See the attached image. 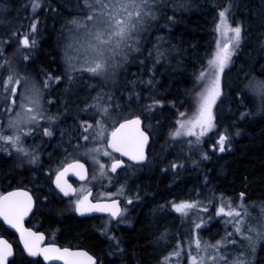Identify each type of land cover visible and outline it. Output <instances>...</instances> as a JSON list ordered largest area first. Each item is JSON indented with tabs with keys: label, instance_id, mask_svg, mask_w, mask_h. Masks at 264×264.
Returning a JSON list of instances; mask_svg holds the SVG:
<instances>
[{
	"label": "trees",
	"instance_id": "obj_1",
	"mask_svg": "<svg viewBox=\"0 0 264 264\" xmlns=\"http://www.w3.org/2000/svg\"><path fill=\"white\" fill-rule=\"evenodd\" d=\"M32 3L33 0H0V64L11 62L19 75L30 76L42 86L48 74L62 77L57 85L50 82L48 97L52 114L58 122L86 120L82 109L91 101L92 93L88 95L79 90V78L67 66L63 50L67 45L65 32L71 27L68 21L79 14L78 0H39L41 7L35 12ZM157 3L158 20L143 33L141 52L132 54L131 61L120 69L113 86L98 84L103 93L112 94L111 103L120 105L125 115L142 113L152 97L164 104L162 108L157 106L145 119V125L150 124L153 132L145 164H128L117 174L113 173L117 176L116 182L122 183L126 194L134 200L125 207V225L119 227L111 223V231L105 236L94 229L92 220L66 215L56 203L38 205L36 218L42 229L57 231L61 244L84 248L98 259V264H162L178 241L192 235L198 218L207 220L204 228L198 231L200 236L208 241L224 237L227 229L219 225V218L213 217L221 194L236 204L241 202L240 194L244 193V203L249 208L248 222L258 228L264 227L261 214V206H264V111L257 97L246 93L247 99L241 101L237 91L251 78L264 80V0H157ZM229 3L232 5L229 21L233 26L243 23L244 39L233 62L225 69L223 103L218 101L219 107L214 110L218 112V130L227 129L230 133L229 148L221 153L213 148L217 139L215 131L192 147L186 146L181 138L172 140L169 133L179 113L185 112L191 104L195 75L206 66L214 50L218 12ZM169 16L172 20L167 19ZM34 19L38 31L32 34L30 25ZM13 32L35 35L37 43L27 54L29 60H24L27 49L19 48V36H13ZM155 45L165 52L160 63H156ZM7 67L5 64L0 68V94L3 93L2 81L8 75ZM69 76L73 79L69 80ZM149 79L154 86L147 84ZM131 81H135L134 93H139V100L135 94L130 98ZM78 92L82 97H78ZM2 99L0 95V102ZM104 99L107 102V96ZM247 111L251 114L242 119L240 113ZM204 153L209 159L202 158ZM45 154L49 155L47 161L51 160L48 164L56 166L64 153L51 147ZM172 163L178 166L175 170ZM18 164L16 158L0 151V192L29 188L31 179L41 176L40 171L29 174ZM181 201L197 202L208 211L178 215L172 210V203ZM164 233H167L166 239H160ZM113 235L118 238L122 251L108 239ZM0 237L8 240L16 251L10 264H42L25 257L1 223ZM262 243L257 244L256 264H264ZM229 250L235 255L231 247Z\"/></svg>",
	"mask_w": 264,
	"mask_h": 264
},
{
	"label": "snow or ice",
	"instance_id": "obj_2",
	"mask_svg": "<svg viewBox=\"0 0 264 264\" xmlns=\"http://www.w3.org/2000/svg\"><path fill=\"white\" fill-rule=\"evenodd\" d=\"M39 0H33V12L40 8ZM78 15L73 17L68 23L72 26V30L82 37L81 52L77 50L76 63H73V57H69V67L73 71L88 73L90 77L99 78L103 84L108 81H115L117 70L124 67L132 59L133 53L141 52V41L143 33L148 31L153 22L158 20L157 11L159 4L157 0H78ZM232 5L229 3L219 12V21L216 24V32L218 37L216 47L207 59L206 66H202L198 75H195V83L193 85V94L191 98V115L187 112H180L179 118L176 120L175 128L169 133L172 140L180 137H194L195 140H188L189 147L194 144L199 145L202 138L210 132H216L217 139L213 145L214 150L223 153L228 150L230 145V133L227 129L219 131L216 124L218 119V101L223 103L222 97L223 85L222 78L226 75L225 69L233 62V56L236 55L244 39V26L242 22L232 26L229 23V15ZM55 11V9H53ZM172 20V17H167ZM38 31L37 21L34 19L30 25V33L35 34ZM13 36H19V48L27 49L35 47L37 41L35 35L19 34L13 32ZM159 39H163L162 37ZM10 42V41H5ZM156 63H160L165 58V52L161 50L159 45H155ZM152 55V52H149ZM24 60H29L27 54ZM144 63L143 60L140 61ZM8 65V75L2 81L3 96L0 107L5 112H14L15 116L8 121V129L10 134L0 133V151L6 152L9 156L13 152L18 154V167H23L25 163L36 165L39 162V156L35 149L29 151L23 146V137L31 135L36 127L43 128V135L51 137L53 135L52 126L57 119L56 116H45L43 105L41 103V89L35 85L26 87L23 92L19 91L21 83L28 84L26 76H20L17 70L11 66V62L5 61L0 64V68ZM78 65V66H77ZM59 81L60 76L53 77L48 74L43 81V87H50L52 80ZM69 80L73 77L69 76ZM133 92L139 100V93H134L135 81H131ZM143 83V81H141ZM149 86H154L153 80L147 81ZM199 87L200 90L196 91ZM241 101L247 99L246 93H251L259 99V106L264 111V80H256L251 78L244 88L237 89ZM107 96V102L104 97ZM17 98H19V110L16 108ZM152 102L143 107L142 113L130 112L125 115L120 105H113L111 101L113 96L110 92H98L92 97L91 103H86L82 111L89 113V119L94 120L88 123L83 120L80 124L82 134L79 139L85 142L94 141L101 147H88L81 145L79 142L75 145L78 150L81 147L84 151L81 155L91 158L93 164L98 166L99 174L104 176L107 171L117 173V169L121 168L124 161L113 153H118L120 157H127L128 160L142 163L147 157L145 153L146 147L153 135L151 125H145L147 115L154 113L157 106L163 107V101L152 97ZM51 103V101H49ZM173 107L176 105L173 104ZM250 111L241 112V118L250 115ZM48 120L50 123L45 126L41 125L40 120ZM111 122V123H109ZM159 123V121H158ZM239 135V131L236 133ZM67 151V150H66ZM71 159L65 157L64 161L58 165L55 170V178L52 183L59 193L63 196H75L73 201L74 211L85 216L90 213H107L111 220L122 222L125 219L127 209L120 207L119 201L112 199V194L108 195L106 202H93L90 199L92 193L90 190L74 188L68 182L66 177L71 172L80 180L87 178V169L79 157L73 153L68 154ZM108 157L111 160L110 169L108 164L101 162L100 156ZM207 160V153L202 155ZM181 167L183 165H180ZM172 169L178 166L171 164ZM51 174V170H50ZM95 178V176L93 177ZM124 194V187L115 194L117 196ZM244 193L240 194L241 202L235 204L234 201L228 200L225 206L224 197L221 194V204L216 210V216L223 215L229 218L226 223L232 225L233 230L227 231L226 235L214 244L202 241L199 234L195 231L201 228L204 223L201 219L200 223L194 222L191 239L188 241L189 248L195 244L196 254L191 251L188 253L189 264H256L255 255L257 244L264 242V227H256L248 222L249 208L244 203ZM48 200V197H45ZM37 199L27 187H17L11 191L0 192V220L19 234L20 243L24 252L29 257H43L46 262L59 261L61 264H98L97 258L91 255L87 250H72L69 247H58L54 244L42 246L44 234L24 226V219L33 211ZM128 203H132L128 199ZM211 203V201H209ZM197 203L181 201L180 203H172V210L182 216H188L189 210L196 208ZM200 210L207 212L206 206H201ZM261 214L264 215V206H261ZM211 220V216H209ZM259 223V221H258ZM109 231L106 223L102 229V234L107 235ZM252 233H255V239ZM167 233L161 235L160 239H166ZM239 237V239H237ZM109 240L115 243L118 250L120 242L117 237L109 236ZM235 255L230 254L228 246ZM264 247V243L261 244ZM211 250V251H209ZM14 255V248L6 239L0 238V264H10L9 257ZM179 258L181 256V243L178 241L176 249L165 257L162 264H167L171 257Z\"/></svg>",
	"mask_w": 264,
	"mask_h": 264
},
{
	"label": "rangeland",
	"instance_id": "obj_3",
	"mask_svg": "<svg viewBox=\"0 0 264 264\" xmlns=\"http://www.w3.org/2000/svg\"><path fill=\"white\" fill-rule=\"evenodd\" d=\"M229 23H230V21H229ZM64 39H65L64 42H66L67 45L64 44L65 46H63V50H64V54L66 56L67 66L69 67V63H68L69 57H73L74 59L72 60V62L76 63L75 58L78 55L77 50L79 49L81 52L83 51V48H82L83 41H82V37L78 36L72 30V26L70 28H68L67 31L65 32V38ZM217 39H221L223 41V37H218V34L216 32V41H217ZM215 47H216V42H215L214 49H215ZM33 49H34V47L27 48V51L25 54L30 53ZM120 69L117 70V75L120 72ZM70 70L76 74L77 78H79V79H77V82H78V85H80V89H79L80 91H82L83 93L88 94V95H90V93H92V97L96 96L98 92H102V90H100V88L98 87V84L102 85V81L99 78L90 77L88 73L81 74L80 72L73 71L71 68H70ZM20 76H26V75H20ZM26 77L28 78V84H25L22 82L21 85L19 86V91L23 92L26 87H30L32 85H35L37 88H40L41 94H42L41 103L43 105L45 116L46 117L47 116H54L52 114V109H51L52 104L49 103V101L51 99L48 97L49 91H50L52 86L46 88V89H48V90H46L42 85H40L39 83H36L32 77H30V76H26ZM59 81L52 80V83H54V85H57L59 83ZM116 81H117V76L115 78V81L110 80L108 83H110V85L113 86L116 83ZM199 90H200V88L197 87L196 91H199ZM78 97H82V94L79 92H78ZM83 98H84V95H83ZM91 102H92V98H91V101L89 103H91ZM19 103H20V100H19V98H17V104H16L17 110H19ZM54 105L56 106V104H54ZM0 110H1L0 111V133L10 134V130L8 129L7 125H8L9 119L14 117L15 113L14 112H11V113L5 112L3 109H0ZM185 112H187L189 115H191L190 105L186 107ZM83 115L88 121L92 120V119H89L90 112L85 113L83 111ZM81 122L82 121H79L78 123H73V122L70 123V122H67L66 120H64L62 122L61 121L58 122L56 119L55 124L52 126L53 135L51 137L44 136L43 135V128L37 126L36 130L33 131L31 135L23 137V146L26 147L29 151H32L33 149H35L36 153L39 156V162L36 165H30V164L25 163L22 168H25V170H27L29 172V174L35 170H38V171H40L41 175L46 176V177H51L53 174L55 175V170L57 169L58 165H60L64 161L65 157H68L70 160L71 157H69L68 154L73 153L79 157L81 162L86 163L88 165V167L90 168L89 183L90 184L103 183L106 189H105V191L102 192V197L107 199L108 195L112 194V198L119 199L121 202H123V204H124L123 209H125V207L127 205H129L128 199H131L132 202H134V200L128 194H126L124 185L122 183L116 182L117 176L116 175L114 176V174L111 173L110 170L107 171L104 176H101L99 174L98 166L93 164L91 158L88 156H85V155H81V153L84 151V148L81 147L78 150L75 148V145L78 142L81 145H87L88 147H93V146L101 147L100 144H98L94 141L85 142V141L79 139L80 135L82 134V129L80 128ZM39 123L41 125L47 126L50 122L45 119V120H40ZM93 124H94V122H93ZM174 128H175V126H174ZM174 128H173V130H174ZM180 138L183 141H186L185 144L188 147H189V145H188L187 141L188 140H193V141L195 140L194 137H186L185 136V137H180ZM51 147L54 150H58L59 152L64 153L63 156H61L59 162L55 163L56 166H52L51 164H48V162H51V160L47 161L49 158V155L45 154V150L47 149V151H49ZM1 152L4 155L9 156L6 152H4V151H1ZM11 156L16 158L18 160V162H20L17 153L13 152ZM99 159L101 160V162L108 164L109 169H110L111 160L108 157H104L101 155L99 157ZM50 170H51V174H50ZM94 176H95V178H93ZM121 185H123V187H124V194L117 196L115 194L121 188ZM227 201H228V199H224L225 206L227 204ZM194 203H197V202H194ZM239 203L240 202H237L236 204H239ZM220 204H221V200L219 201V203L216 205V207L214 209L213 217H214V219L219 218L220 219L219 225L223 226V229L226 228L227 231L230 232L233 230L232 225L229 223H226V221L229 218L224 217L223 215H221L219 217L216 216V210L220 206ZM194 211H196V212L201 211L199 203H197L196 208L189 210V213H192ZM126 213H125V217H126ZM202 213H205V212L202 211ZM176 214H178V213H176ZM178 215H180V214H178ZM200 221L201 220L198 218L195 223H200ZM203 221L205 223L207 220L206 221L203 220ZM262 222H264V219L262 220ZM106 223L108 224V228H109V231L107 232V234H109V232L111 231V227H110L111 221L110 220L105 219L102 221V229L104 228ZM124 223H125V219L122 222H118L115 225L119 226V227L120 226L123 227L125 225ZM204 223L201 226L202 228H204ZM195 231L198 233L199 229L195 230ZM253 234L255 235V233H253ZM191 236L187 239L185 238V240H183V241H180V243H181V256L179 258H177L175 256L171 257L170 261L167 262L168 264H189V261H188L189 251H191L193 255L196 254V249H195L194 243L191 245V249L189 248L188 241L191 239ZM200 238L202 239V241H207L209 243L214 244L217 240H220L222 237H218L214 241H208V239H205L202 236H200ZM237 239H239V237H237ZM176 245H177V243L175 244V249H176ZM228 247L230 248L231 246L229 245ZM209 251H211V250H209Z\"/></svg>",
	"mask_w": 264,
	"mask_h": 264
},
{
	"label": "flooded vegetation",
	"instance_id": "obj_4",
	"mask_svg": "<svg viewBox=\"0 0 264 264\" xmlns=\"http://www.w3.org/2000/svg\"><path fill=\"white\" fill-rule=\"evenodd\" d=\"M113 155L116 156L115 154H113ZM116 157H118V156H116ZM84 164H85V166L87 168V172H88L87 180L84 182H80L75 178L69 177V178H67L68 182L71 183L72 186L78 190L80 188L90 190L92 193L90 199H92L93 202L107 201V199L102 197V192L105 191V189H106L104 184L103 183L90 184L89 183L90 168L88 167V165L86 163H84ZM127 166H128V164L125 165V167H127ZM133 166H136V165H133ZM120 170H122V169H120ZM52 176L46 177L43 175H41V176L36 175L35 177H33L31 179V183L29 182L30 187L28 189L33 193L34 197L37 199L38 202L35 204L32 213L30 214L29 218L26 220L25 227L32 229L33 231H38L40 233H43L45 236L44 245L54 244V245L61 247V248L69 247L71 249H83V250H85L84 248L79 247L77 245H71L68 243L67 244H61V242L58 240L57 231L42 229L39 219L36 218L38 205L40 204V205L46 206V205H49L51 203H56V205H58L59 207L64 209L66 215H72L74 218L79 219V220L80 219L92 220L94 222L93 223L94 229L97 230L98 233H100V234H102V219L103 220H105V219L110 220L111 223H113V224H117L118 222L111 220L109 216H102V215L101 216H90V217H78L76 215V212L74 211L73 201L75 199V196L65 197V196H63L62 193H59L58 190L55 188V185L52 183L53 179L55 178V175L53 174ZM45 197H48L47 201L45 200ZM112 199H116V198H112ZM120 204H121V208L123 209V205L121 202H120ZM4 229L7 230L5 227H4ZM7 232H8L10 240L16 241V243L19 247L16 236L9 230H7ZM13 248H14V246H13ZM18 249L22 252L20 247ZM14 252H16V251L14 250ZM23 255H24V253H23ZM36 260H38L42 263V261L40 259H36ZM97 261H98V259H97Z\"/></svg>",
	"mask_w": 264,
	"mask_h": 264
},
{
	"label": "water",
	"instance_id": "obj_5",
	"mask_svg": "<svg viewBox=\"0 0 264 264\" xmlns=\"http://www.w3.org/2000/svg\"><path fill=\"white\" fill-rule=\"evenodd\" d=\"M149 144H150V141H149ZM148 146H149V145H148ZM148 146H147L146 149H145L146 157H147V149H148ZM113 154H115V155L118 156L122 161H124L122 167L119 168V169H117V171L120 170V169H123V168L125 167L126 163H128V164H132V165H137V166H138V165H142V164H144V163L146 162V160H145V161L142 162V163H136V162H133V161L128 160L127 157H120L118 153H113ZM85 167H86V166H85ZM86 169H87V168H86ZM69 177L75 178V179H77V180L80 181V182H84V181L87 180V178H86L85 180H80L77 176L73 175L71 172H70L69 175L66 177V179L69 178ZM87 177H88V172H87ZM69 197H70V196H69ZM116 200H117V199H116ZM102 202H106V201H102ZM119 204H120V202H119ZM120 207H121V206H120ZM33 209H34V208H33ZM31 213H32V212H31ZM31 213H29V215L25 217V219H24V226H25V222H26V220L29 218V216H30ZM76 215H77L78 217H90V216H101V215H102V216H108L107 213H98V212L90 213V214L85 215V216H80V215H78L77 213H76ZM114 221H115V220H114ZM0 223H1V224H2L7 230L11 231V232L16 236L17 241H18V244H19V247H20V249L22 250V252L25 254V256H27L28 258L33 259V260L40 259V260L42 261L43 264H61V262H59V261L46 262V261L43 260V257H39V256H38V257H29V256L24 252V250H23V246H22V244L20 243L19 234L15 231V229H12L10 226H8L7 224H5V223L3 222V220H0ZM44 237H45V236H44ZM2 239H4V238H2ZM44 242H45V238H44V241L42 242V246H47V245H44ZM72 250H77V249H72ZM14 256H15V252H14V255H13L12 257H9V261H10V262L13 260Z\"/></svg>",
	"mask_w": 264,
	"mask_h": 264
},
{
	"label": "bare ground",
	"instance_id": "obj_6",
	"mask_svg": "<svg viewBox=\"0 0 264 264\" xmlns=\"http://www.w3.org/2000/svg\"><path fill=\"white\" fill-rule=\"evenodd\" d=\"M147 160V159H146ZM145 164V163H144ZM143 165V164H142ZM139 166V165H138ZM141 166V165H140ZM119 172H120V170H118ZM117 171V172H118ZM115 174H117V173H115ZM119 202H121L119 199H117ZM120 206H121V204H120ZM116 221V220H115ZM1 238V237H0ZM25 255V254H24ZM27 257V256H26ZM28 258V257H27Z\"/></svg>",
	"mask_w": 264,
	"mask_h": 264
}]
</instances>
